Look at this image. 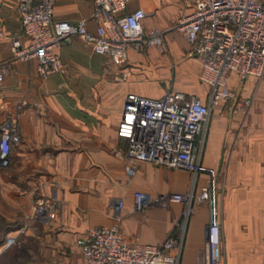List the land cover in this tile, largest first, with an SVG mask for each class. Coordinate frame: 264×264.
<instances>
[{
	"label": "crops",
	"instance_id": "obj_1",
	"mask_svg": "<svg viewBox=\"0 0 264 264\" xmlns=\"http://www.w3.org/2000/svg\"><path fill=\"white\" fill-rule=\"evenodd\" d=\"M17 1L0 0V62L11 58L13 37L22 45L28 42ZM136 9L146 13V33L163 32V49L129 50L125 62L115 63L72 37L59 50L63 73L42 80L35 61H14L0 84V126L25 102L11 162L0 167V218L9 228L28 227L22 238L38 244L42 264H86L77 241L93 227L115 224L118 200L123 206L117 226L128 244L158 245L182 237L180 264H208V201L196 202L188 216L181 203L143 211L133 207L135 192L151 199L190 190L198 194L210 179L207 172L193 179L188 171L147 162H140L133 176L125 172L117 128L126 94L157 99L172 92L203 102L208 97L207 86L199 80V59L187 56L188 42L173 29L192 12L191 6L185 0H129L125 13ZM91 10V0H55L53 20L84 19L93 32ZM228 84L237 100H250V105L246 110H234L229 103L213 107L205 130L201 163L216 180L218 264H262L264 83L230 73ZM47 198L56 202V213L43 221L34 216V208Z\"/></svg>",
	"mask_w": 264,
	"mask_h": 264
},
{
	"label": "built area",
	"instance_id": "obj_2",
	"mask_svg": "<svg viewBox=\"0 0 264 264\" xmlns=\"http://www.w3.org/2000/svg\"><path fill=\"white\" fill-rule=\"evenodd\" d=\"M129 0H91L90 18L95 30L86 28L84 19L76 23L53 20L55 0H18L16 11L22 33L28 42L22 45L11 39V58L0 62V84L14 61L36 62L40 79L64 72L59 50L63 41L79 37L93 53L115 63L127 60L129 50L142 52L147 47H164V34L153 29L145 32L142 20L146 13L136 9L125 13ZM192 12L181 18L173 29L181 32L189 44L188 57L200 62L199 80L208 88L203 102L196 96L166 92L151 99L135 93L124 97L117 135L123 143L121 157L125 172L133 176L140 162L171 169H181L196 179L200 173L210 175L208 184L198 194H160L147 198L135 192L133 207L143 211L151 206L166 207L170 203L185 205V216L195 203L208 201V264H218L221 255L220 220L217 207L216 180L212 170L201 163L205 130L211 109L220 104H233L234 110H246L250 100H237L229 87V74L240 78L254 77L264 83V2L262 0H185ZM25 102L0 126V167L11 162V144L18 134V119ZM123 201L115 203L116 223L96 226L77 241L86 264H180L182 237H169L161 244L130 245L121 234L117 222L121 218ZM56 202L39 200L34 216L51 220ZM28 232L26 225L6 230L0 239V255ZM264 264V258L263 263Z\"/></svg>",
	"mask_w": 264,
	"mask_h": 264
},
{
	"label": "rangeland",
	"instance_id": "obj_3",
	"mask_svg": "<svg viewBox=\"0 0 264 264\" xmlns=\"http://www.w3.org/2000/svg\"><path fill=\"white\" fill-rule=\"evenodd\" d=\"M6 252H8L6 255L4 256L0 255V264H42L43 263V257L38 250V244H36L33 241H27L24 238H21L18 242H16L13 246H11Z\"/></svg>",
	"mask_w": 264,
	"mask_h": 264
},
{
	"label": "trees",
	"instance_id": "obj_4",
	"mask_svg": "<svg viewBox=\"0 0 264 264\" xmlns=\"http://www.w3.org/2000/svg\"><path fill=\"white\" fill-rule=\"evenodd\" d=\"M9 227H10V226L5 225V224L2 222L1 218H0V238H1L2 234H3V233H4Z\"/></svg>",
	"mask_w": 264,
	"mask_h": 264
}]
</instances>
